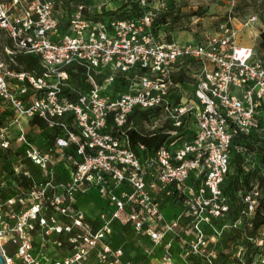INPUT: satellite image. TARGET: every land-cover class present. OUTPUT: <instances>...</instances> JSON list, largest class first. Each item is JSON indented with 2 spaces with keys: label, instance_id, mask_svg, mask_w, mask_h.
Listing matches in <instances>:
<instances>
[{
  "label": "built area",
  "instance_id": "obj_1",
  "mask_svg": "<svg viewBox=\"0 0 264 264\" xmlns=\"http://www.w3.org/2000/svg\"><path fill=\"white\" fill-rule=\"evenodd\" d=\"M20 4L0 0V30L12 41L0 51V106L10 107L24 148L15 160L0 156V188L10 180L9 167L30 181V188L21 190L26 196L0 198L4 264H42L37 245L45 248L49 242L61 249L51 264H137L109 241L117 222L150 244L154 264H175V241L182 244L183 264H216L212 245L230 222L231 204L222 185L233 138L264 136V51L238 40L240 29L255 26L254 37H261L260 17L229 13L209 34L161 43L147 14L139 21L100 23L88 39L61 47L47 38L51 25L12 10ZM32 53L39 55L42 73L12 68L17 54ZM74 63L85 68L88 91H77L65 69ZM181 68L192 79L193 92L174 81ZM135 69L143 72H135L127 91L113 98L116 77ZM104 74L99 83L96 76ZM65 87L71 94L63 92ZM174 92L181 94L179 102L171 99ZM135 109L159 111L143 123H160L152 130L185 124L193 132L166 131L174 139L154 153L143 144L135 149L129 136L130 129L140 130L130 119ZM34 118L59 130L53 147L44 149L27 137L21 119ZM0 148H11L9 136H2ZM59 169L68 174L62 181ZM91 188L106 199L93 218L78 205ZM257 195L254 190L244 197L248 216ZM167 202L179 208L171 220L162 212Z\"/></svg>",
  "mask_w": 264,
  "mask_h": 264
},
{
  "label": "rangeland",
  "instance_id": "obj_2",
  "mask_svg": "<svg viewBox=\"0 0 264 264\" xmlns=\"http://www.w3.org/2000/svg\"><path fill=\"white\" fill-rule=\"evenodd\" d=\"M3 1L7 4L12 2V0ZM20 3V6L12 10L18 16H24L27 12H30L40 25H51L47 38L58 43L61 47H65L70 44V41L73 42L77 39L86 40L90 37L94 28L98 29L100 23L106 25L111 20H116L106 15L109 11H113L115 17L126 13L130 20L139 21L136 20V15L140 12H135V4L146 13L145 15L151 14L153 18L161 13H167L168 26L165 29H160L157 36L153 34L155 41L161 43L166 41L169 33L172 34L175 41L180 43L192 39L194 36L201 37L209 34L216 30L218 23L229 13L236 17L255 13L264 24V0H20ZM196 11H202L203 16L198 17L194 14ZM175 17H178L177 22L173 21ZM137 27L141 28L142 25L137 23ZM257 28L258 26H255L252 29ZM252 29H240L238 32V40L253 47L258 46L263 50L264 46H261V44L264 41V35L254 37ZM80 30L81 33H78ZM32 34L35 39H42L34 32ZM9 42V36L5 31L0 30V51L2 46L8 45ZM0 107L1 111L5 106ZM5 109L8 110L9 108L7 107ZM262 116L264 117V111L262 112ZM159 124L147 123L143 126V129L144 131H151L152 126L154 127ZM21 125L25 127L27 137L31 138L35 144L40 145L44 149L54 146V131L52 128L43 124L33 126L27 123L26 119H21ZM18 133V125L11 123L10 118L0 126V141L2 136H9L10 151H12L9 154H11L14 160L17 156L15 155L14 157L13 153L20 147L17 141ZM5 152V150L0 148L1 154ZM251 167V181L260 173H264V168L256 164V162H253ZM35 172L38 173L36 169H34ZM9 183L6 182L4 184L5 193L26 196L21 192V189L10 187ZM262 198H264V189L256 196V204ZM78 201L84 210L86 209L92 212H98L101 206H106V199L95 188L87 191ZM232 206H234V212L240 209L238 202H234ZM178 210V207L174 208L173 205L169 204L163 207V216L165 219L171 220ZM230 222L238 224L234 226ZM230 222H228L227 228H225L218 240H214L215 243L212 247L217 253H227L229 255V263L237 262L239 259L248 260L253 255L255 264H264V247L262 250L260 249L263 244L264 226L253 237L247 240V232L243 230V226L240 224L241 220H234L232 218ZM112 234L117 242H119L118 244L126 249L137 264H154L153 260L156 258V253L154 251L152 255L148 256V251L151 249V246L147 241L138 238L132 240V235H130L128 229L121 232L119 227H116ZM37 246L42 264H51L53 258L61 252V249L52 242L47 243L45 248H40L39 245ZM182 250V244L175 241V264H180ZM222 260L223 258L219 256L216 264L221 263Z\"/></svg>",
  "mask_w": 264,
  "mask_h": 264
},
{
  "label": "trees",
  "instance_id": "obj_3",
  "mask_svg": "<svg viewBox=\"0 0 264 264\" xmlns=\"http://www.w3.org/2000/svg\"><path fill=\"white\" fill-rule=\"evenodd\" d=\"M135 12H140L137 14V19L139 20L144 17L146 14L141 10V8L138 5H134ZM194 14H196L198 17L203 16L202 11H196ZM108 17L114 18L116 20H129V17L126 13H122L120 15H117L115 17V13L113 11H109L106 13ZM168 15L166 12L161 13L157 15L155 18H153L151 25H150V31L155 36L158 35V31L160 29H165L168 26ZM178 17H175L173 19L174 22H177ZM172 30V29H171ZM261 35H264V32L261 33ZM174 41L172 34L169 33L167 35V39L165 42L169 43ZM8 46H12V41L10 40ZM261 46H264V41L261 44ZM3 48V46H2ZM2 50V49H1ZM261 50V49H260ZM264 51V49H263ZM15 64H12V68H16L17 70L21 71H33L35 73H42L43 67L40 63V57L37 54H17L15 56ZM69 74L71 75L72 82L74 86L77 88V91H88L91 88V85L88 84L86 81V70L84 67L78 65V64H71L65 68ZM135 72L141 74L142 70H132L131 72L127 74H119L114 83L111 86V96L113 98L119 97L121 94L125 93L128 89L129 85V78H132L135 74ZM105 77L104 75H97L96 78L98 82L100 83ZM173 79L175 82L180 83L183 90L193 92V81L188 76L186 70L184 68H181L178 72H176L173 75ZM63 92L65 94H71L72 90L69 87H65ZM181 94L174 92L171 95V99H173L174 102L180 101ZM2 106V105H1ZM4 107V106H3ZM2 107V108H3ZM8 106H5L0 111V126L4 123H6L9 116H12V112L10 107L6 110ZM1 108V107H0ZM159 113L158 110L153 111H143L139 109H135L132 115L130 116V119L134 120V123L136 125L140 126V130L137 131L135 129L129 130V136L131 139V143L133 148H137L139 144H143L148 147L150 153H154L159 147L166 143H170L174 138H171L168 133H165L166 131L171 130H178L180 134L186 136L189 135L193 131L191 129H188L187 126L184 124L181 127H174L171 124H165L164 127L154 129L151 131H144L143 129V123L145 120H150L151 117L157 115ZM67 121H70V117L66 118ZM31 125H45L41 120L38 118H34L29 122ZM54 131V144L56 142V139L59 134V130L57 128L52 129ZM10 149L5 150L6 152L3 154L0 153V156L5 159H11L14 160L11 157L12 151ZM8 152V153H7ZM24 148L19 147L14 153V157L23 155ZM230 165H229V173L227 174L224 183L222 185L223 193L226 195L229 199V202L231 204V209L229 211L228 217L230 219L234 220H241L240 224L243 226V230L247 232L246 239L248 240L250 237H253L257 231L264 226V198L260 199L258 204L255 206V210L252 213L251 216H248L244 213L246 205L244 203V197L247 194L252 193L254 190H257L259 193L263 191L264 189V173H260L257 175L252 181L250 179V171L252 170L251 166L253 162H256L259 166L264 168V136L260 133L253 132L249 135H245L242 133H238L234 136L232 146L230 148ZM8 171L9 179L8 182L10 187H15L21 190H27L30 188V181H28L25 178L14 176L12 169L6 168ZM34 170V169H33ZM34 172V171H33ZM58 180L62 181L65 178L68 177L67 172H62L60 169L58 170ZM36 174V172H35ZM2 191H0V198L4 199L7 196H9V193H5L4 188H0ZM234 202H238L240 204V209L238 211L234 212V206L232 204ZM164 205V204H163ZM162 205V207H163ZM220 225V223H217ZM116 227L120 228V231L122 232L125 229H128V232L131 234V227L121 224L117 222L113 226V231ZM110 243L114 247H123L122 245L118 244L117 240L114 238V235L112 234L110 238ZM251 245V243H249ZM260 249L262 250L264 247V238H263V244L261 245ZM127 256L131 257V255L128 254L126 249L124 248ZM218 258L216 262L219 259V256L223 258L222 262L219 264H229V255L225 252L217 253ZM129 257V258H130ZM133 260V258L131 257ZM134 261V260H133ZM249 263L254 261V256L252 255L248 260ZM136 263V262H135ZM194 264H197L194 262Z\"/></svg>",
  "mask_w": 264,
  "mask_h": 264
},
{
  "label": "crops",
  "instance_id": "obj_4",
  "mask_svg": "<svg viewBox=\"0 0 264 264\" xmlns=\"http://www.w3.org/2000/svg\"><path fill=\"white\" fill-rule=\"evenodd\" d=\"M83 195H81L79 198H78V200L82 197ZM169 204H171V203H164V205H163V207H166L167 205H169ZM78 205L80 206V204H79V201H78ZM171 205H173V204H171ZM81 207V206H80ZM105 207V205L104 206H101L100 207V209L98 210V212H92V211H90V210H84L82 207H81V209L85 212V214L88 216V217H90V218H93V217H96L97 215H98V213L103 209ZM173 207L175 208L176 206H174L173 205ZM177 212V211H176ZM130 235H132V240L133 239H135V238H138V239H141L140 237H136L133 233H131ZM37 240H38V242L40 243L41 242V240H42V238L39 236L38 238H37ZM180 264H183V259H182V256H181V262H180Z\"/></svg>",
  "mask_w": 264,
  "mask_h": 264
},
{
  "label": "water",
  "instance_id": "obj_5",
  "mask_svg": "<svg viewBox=\"0 0 264 264\" xmlns=\"http://www.w3.org/2000/svg\"><path fill=\"white\" fill-rule=\"evenodd\" d=\"M0 264H4V257L0 251Z\"/></svg>",
  "mask_w": 264,
  "mask_h": 264
}]
</instances>
